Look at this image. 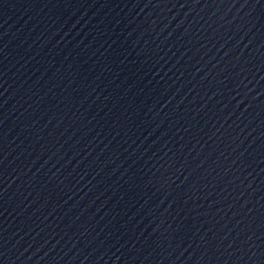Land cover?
<instances>
[{
	"label": "water",
	"instance_id": "1",
	"mask_svg": "<svg viewBox=\"0 0 264 264\" xmlns=\"http://www.w3.org/2000/svg\"><path fill=\"white\" fill-rule=\"evenodd\" d=\"M0 264H264V0H0Z\"/></svg>",
	"mask_w": 264,
	"mask_h": 264
}]
</instances>
